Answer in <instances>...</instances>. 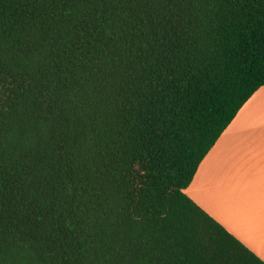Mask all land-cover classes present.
<instances>
[{
  "label": "trees",
  "instance_id": "trees-1",
  "mask_svg": "<svg viewBox=\"0 0 264 264\" xmlns=\"http://www.w3.org/2000/svg\"><path fill=\"white\" fill-rule=\"evenodd\" d=\"M264 87V0H0V264H264L185 190Z\"/></svg>",
  "mask_w": 264,
  "mask_h": 264
},
{
  "label": "crops",
  "instance_id": "crops-1",
  "mask_svg": "<svg viewBox=\"0 0 264 264\" xmlns=\"http://www.w3.org/2000/svg\"><path fill=\"white\" fill-rule=\"evenodd\" d=\"M185 192L264 261V87L242 107Z\"/></svg>",
  "mask_w": 264,
  "mask_h": 264
},
{
  "label": "rangeland",
  "instance_id": "rangeland-1",
  "mask_svg": "<svg viewBox=\"0 0 264 264\" xmlns=\"http://www.w3.org/2000/svg\"><path fill=\"white\" fill-rule=\"evenodd\" d=\"M189 197H190V195L187 193V192H185ZM191 194V193H190ZM191 198V197H190ZM192 199V198H191ZM194 200V199H193Z\"/></svg>",
  "mask_w": 264,
  "mask_h": 264
}]
</instances>
